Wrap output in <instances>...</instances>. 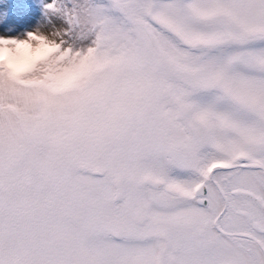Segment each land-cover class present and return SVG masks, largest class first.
I'll return each mask as SVG.
<instances>
[{"label": "snow or ice", "instance_id": "1", "mask_svg": "<svg viewBox=\"0 0 264 264\" xmlns=\"http://www.w3.org/2000/svg\"><path fill=\"white\" fill-rule=\"evenodd\" d=\"M0 264H264V0H0Z\"/></svg>", "mask_w": 264, "mask_h": 264}, {"label": "rangeland", "instance_id": "2", "mask_svg": "<svg viewBox=\"0 0 264 264\" xmlns=\"http://www.w3.org/2000/svg\"><path fill=\"white\" fill-rule=\"evenodd\" d=\"M13 11L15 12V13H17V14H23V6L22 5H19V6H15L14 8H13Z\"/></svg>", "mask_w": 264, "mask_h": 264}]
</instances>
